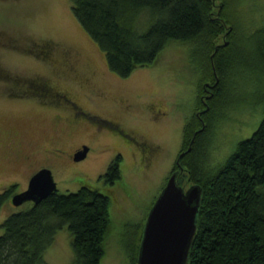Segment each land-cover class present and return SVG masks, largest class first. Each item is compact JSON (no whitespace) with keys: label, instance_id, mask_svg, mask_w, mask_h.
<instances>
[{"label":"rangeland","instance_id":"1","mask_svg":"<svg viewBox=\"0 0 264 264\" xmlns=\"http://www.w3.org/2000/svg\"><path fill=\"white\" fill-rule=\"evenodd\" d=\"M224 1L236 37L222 58L232 64L228 88L218 91L214 103L225 98L201 147L207 169L251 132L264 105V40L252 35L264 23V0ZM202 48L201 43L171 39L153 62L121 76L107 67L103 51L73 16L70 0H0V189L26 173L22 160L7 158L6 140L18 137L21 152L34 149L29 156L50 169L57 190L87 183L107 194L109 225L97 264H128L123 223L125 238L134 241L173 164L182 124L196 106V82L205 73L199 64ZM65 55L72 58L68 68ZM33 77L50 90L64 91L88 115L73 117L67 102L49 104L11 90V84ZM80 141L87 154L70 157ZM116 153L119 176L104 180L99 174ZM23 184L15 181L14 189ZM29 200L12 203L7 196L0 204V221ZM42 256L49 264H78L65 224L53 232Z\"/></svg>","mask_w":264,"mask_h":264},{"label":"trees","instance_id":"2","mask_svg":"<svg viewBox=\"0 0 264 264\" xmlns=\"http://www.w3.org/2000/svg\"><path fill=\"white\" fill-rule=\"evenodd\" d=\"M70 9L103 51L107 67L121 76L153 62L171 39L201 43L204 55L199 64L205 73L196 82V106L182 124L180 148L169 170L180 168L177 173L183 175V185H200L184 264H264V105L255 127L236 140L220 162L207 169L201 158L207 131L225 97L217 103L214 99L219 90L228 88L231 75L227 67L232 64H224L222 58L235 41L236 24L227 16L225 1L70 0ZM254 33L264 40V23ZM37 82L36 77L28 78L11 84L15 88L11 90L43 100L35 90ZM39 85L43 95L47 85ZM49 100L66 103L62 98ZM118 161V154L111 157L99 175L109 181L118 177ZM14 186L10 182L1 187L0 204L16 191ZM62 224L70 233L74 261L97 264L109 225L107 194L81 183L71 190L54 188L8 212L0 221V264H49L42 252ZM126 226L123 223L121 243L128 264H136L141 227L131 241L125 238Z\"/></svg>","mask_w":264,"mask_h":264},{"label":"water","instance_id":"3","mask_svg":"<svg viewBox=\"0 0 264 264\" xmlns=\"http://www.w3.org/2000/svg\"><path fill=\"white\" fill-rule=\"evenodd\" d=\"M85 143L75 150L74 158L82 156ZM179 167L165 177L158 193L149 205L136 251V264H184L187 248L194 230L199 204L200 185L181 183ZM55 188V181L47 166L34 170L24 188L12 192L9 199L18 203L26 199L36 201Z\"/></svg>","mask_w":264,"mask_h":264},{"label":"flooded vegetation","instance_id":"4","mask_svg":"<svg viewBox=\"0 0 264 264\" xmlns=\"http://www.w3.org/2000/svg\"><path fill=\"white\" fill-rule=\"evenodd\" d=\"M65 56H66V57H64V58H66L65 67L68 68V67H70L72 65V58L69 55L68 56L65 55ZM39 84H40L39 82H37L36 84L34 83V87L36 88L35 90H39V96H41V98H43V99H46V101L49 102V104L51 102V100H49V99L55 100L57 98L58 99L62 98V100H65L68 103V105L71 108H73V109H71L74 112L73 113V115H74L73 117H77L76 116L77 114H86L85 110L82 109L81 107H79L78 104L76 103V101L73 98L69 97L67 94L65 95L63 92L60 93L58 91L50 90L51 88L48 85L46 87H44V88H46V90L44 91V94L42 95L40 93V89H42V87ZM48 93H51L50 94L51 97L49 96ZM26 94H28V96H33V98H37V97H35L34 94H30V93H26ZM52 94H54V95H52ZM44 104H46L45 101H44ZM83 143L84 142L80 141L77 145H75L71 149V151L69 152V156L73 157L74 151L79 149L82 146ZM6 144H7L6 146L9 147V149H8L9 150V154H8V157H7L8 160H10V161L22 160V162H24V166L23 167H26L25 168L26 173H25L24 176H22V178H20V179H17L15 177L12 178L14 180V182L15 181L16 182H18V181H23L24 182L23 186L20 188V189H22V188L25 187L30 174L34 170H36L38 167L45 166V165H44L43 162L37 161V158L34 155L29 156L30 153L33 154L34 149H30L28 152L27 151L21 152V139H19L18 137H13V136L12 137H8V139L6 140ZM179 148H180V146H179ZM179 148H178L177 152L179 151ZM86 154H87V148L84 151V153L82 154V156H80L78 159L85 157ZM116 154H118V153H116ZM116 154H113L112 157L114 155H116ZM172 167L173 166H171V168ZM20 189H18V190H20Z\"/></svg>","mask_w":264,"mask_h":264}]
</instances>
